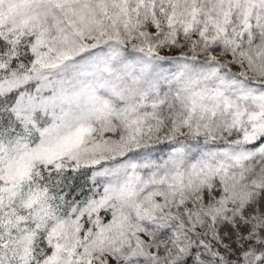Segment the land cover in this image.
Returning a JSON list of instances; mask_svg holds the SVG:
<instances>
[{
	"label": "snow or ice",
	"instance_id": "obj_1",
	"mask_svg": "<svg viewBox=\"0 0 264 264\" xmlns=\"http://www.w3.org/2000/svg\"><path fill=\"white\" fill-rule=\"evenodd\" d=\"M0 264H264V0H0Z\"/></svg>",
	"mask_w": 264,
	"mask_h": 264
}]
</instances>
